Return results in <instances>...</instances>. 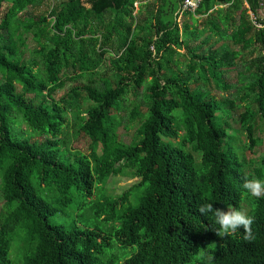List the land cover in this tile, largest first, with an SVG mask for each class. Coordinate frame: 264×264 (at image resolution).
<instances>
[{
	"label": "trees",
	"instance_id": "trees-1",
	"mask_svg": "<svg viewBox=\"0 0 264 264\" xmlns=\"http://www.w3.org/2000/svg\"><path fill=\"white\" fill-rule=\"evenodd\" d=\"M6 1L0 264H264V197L243 187L245 179L264 180V155L256 164L238 153L262 142L255 133L257 119L264 122L263 0H201L182 14L181 0H138V7L54 0L37 18L23 13L43 0H8L3 9ZM199 17L202 28L192 25ZM28 33L36 46L27 61ZM226 33L237 49L218 44ZM251 46L258 52L236 69ZM233 69L239 80L229 84ZM211 83L236 97L217 99ZM120 126L134 131L130 142L119 139ZM71 129L88 140L86 152L70 148ZM127 171L139 180L93 205L105 229L49 223L73 193L91 197ZM202 203L246 210L254 239L243 229L219 237L213 214L199 213Z\"/></svg>",
	"mask_w": 264,
	"mask_h": 264
},
{
	"label": "rangeland",
	"instance_id": "rangeland-1",
	"mask_svg": "<svg viewBox=\"0 0 264 264\" xmlns=\"http://www.w3.org/2000/svg\"><path fill=\"white\" fill-rule=\"evenodd\" d=\"M10 1H6L3 3V9H5L10 3ZM54 2V0H43L41 4H37L35 6H30L29 9L24 12V17H33L37 18V16L45 11L48 8L50 3ZM264 2V0H263ZM138 7V6H137ZM225 7V5L216 6ZM258 17L264 20V6L259 10ZM203 17H199L196 21L193 22V26L199 23L198 27L202 28L201 20ZM190 26L191 29H195L193 26ZM199 33L201 31H198ZM204 33V31H203ZM27 40L23 46H21L22 55L24 60H31L34 56L32 54V49L36 46L35 41L32 39V36L28 33L26 34ZM217 37H212L211 41L215 40ZM226 43L232 49H237L238 46L233 45L228 37V33L222 37L218 44ZM251 51V53H249ZM247 54L241 59H237L236 69L243 70L245 69V64L249 61L250 58L254 57L258 52L256 46H251L247 49ZM182 59V57H179ZM233 69L225 73V81L229 84H234L239 80L237 76V70ZM70 84V83H69ZM210 87H213L211 90V94L214 95L217 99H222L223 97H236V93L231 90L229 93L224 91H214V85L211 83ZM61 93V91L59 92ZM245 105L241 103L238 107L233 111V118L237 119V116L240 112L244 111ZM232 126L237 127L236 123L230 120ZM22 130L25 129V126L21 124L19 126ZM71 129V146L70 148L75 151L79 150L81 152H86L88 146V140L85 137H73V131ZM119 139L123 142H130L134 137V131L131 129H125L123 126L118 128ZM255 136L258 140L262 141L259 145L255 146L251 152L238 150L240 156H243L245 159L254 160L256 164L259 162L260 158L264 155V122L260 119H257L256 125V133ZM239 144L241 142L239 141ZM198 155L196 158L198 159ZM139 179L137 177H132L130 171H127L125 175H116L114 177L109 178L105 183H102L101 186L95 188L91 197H87L84 194L73 193V200L67 208L64 209V212H59L54 216L49 217L50 224H58V223H72L74 221L78 222L80 226H90L92 228L97 227L98 229H105L106 225L104 221L99 219L94 215L93 205L99 200H102L105 197L110 195H117L123 192L126 188L131 186L133 183L137 182ZM49 194L48 192H44V194ZM43 196V195H42ZM0 199V205H1ZM1 209V207H0ZM134 249V248H133ZM20 251H17L13 246L10 251V256L13 261H17L19 258Z\"/></svg>",
	"mask_w": 264,
	"mask_h": 264
},
{
	"label": "clouds",
	"instance_id": "clouds-1",
	"mask_svg": "<svg viewBox=\"0 0 264 264\" xmlns=\"http://www.w3.org/2000/svg\"><path fill=\"white\" fill-rule=\"evenodd\" d=\"M243 187L254 197H264V180L256 177L245 179ZM198 211L202 215L213 214L215 223L219 225V228L215 229L219 237L233 235L238 229H243L245 240L254 239L251 227L254 218L246 210L231 205H227V209L224 210L220 207H214L212 203H202L198 206Z\"/></svg>",
	"mask_w": 264,
	"mask_h": 264
},
{
	"label": "built area",
	"instance_id": "built-area-1",
	"mask_svg": "<svg viewBox=\"0 0 264 264\" xmlns=\"http://www.w3.org/2000/svg\"><path fill=\"white\" fill-rule=\"evenodd\" d=\"M200 1L201 0H181L179 2V7H178V10H177V13L178 14H182L183 12H186V11H190V12H195V10L197 9V7L199 6L200 4ZM244 2L246 0H243ZM140 1L138 0H135L134 2V6L137 7L138 4H139ZM264 6V2L261 6V8ZM249 18L252 22V24H254L256 27H262L263 26V23H260L258 20H257V16L254 15L252 12L249 11ZM261 19V18H260Z\"/></svg>",
	"mask_w": 264,
	"mask_h": 264
}]
</instances>
